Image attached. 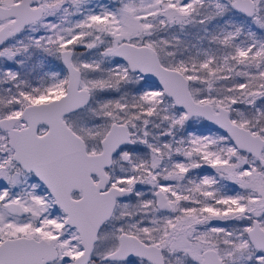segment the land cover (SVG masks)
Instances as JSON below:
<instances>
[{
    "label": "snow or ice",
    "instance_id": "snow-or-ice-1",
    "mask_svg": "<svg viewBox=\"0 0 264 264\" xmlns=\"http://www.w3.org/2000/svg\"><path fill=\"white\" fill-rule=\"evenodd\" d=\"M0 264H264V0H0Z\"/></svg>",
    "mask_w": 264,
    "mask_h": 264
}]
</instances>
